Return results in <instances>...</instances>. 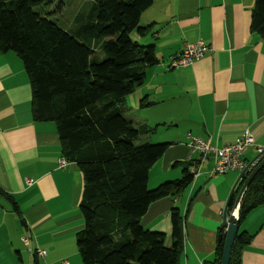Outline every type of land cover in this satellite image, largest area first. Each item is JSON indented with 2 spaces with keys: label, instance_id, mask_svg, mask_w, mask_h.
I'll return each instance as SVG.
<instances>
[{
  "label": "crops",
  "instance_id": "0c3cea01",
  "mask_svg": "<svg viewBox=\"0 0 264 264\" xmlns=\"http://www.w3.org/2000/svg\"><path fill=\"white\" fill-rule=\"evenodd\" d=\"M254 5L255 0H154L141 17L143 26H153L143 41L155 46L161 63L148 70L146 82L128 103L133 107L147 97L150 106L143 109L148 117L142 119L156 125L154 134L161 132L154 143L169 144L150 170L149 188L178 180L185 166L198 164L199 175L189 169L180 195L153 202L141 218L144 228L166 234L170 245L171 214L180 211L184 243L179 264L214 260L220 231H226L228 197L240 175L212 174L213 158L200 161L187 135L221 148L249 132L257 146L246 151L247 163L258 155L256 147H264V39L250 30ZM198 41L210 46L201 60L169 67L170 57ZM61 150L55 123L32 116V91L22 61L14 52H0V264H32V258L34 264H67L64 259L78 253L69 242L84 227V173L73 162L60 167ZM241 230L252 239L238 264H264V206L246 218ZM23 238L46 257L29 253L25 258Z\"/></svg>",
  "mask_w": 264,
  "mask_h": 264
},
{
  "label": "trees",
  "instance_id": "16d2710c",
  "mask_svg": "<svg viewBox=\"0 0 264 264\" xmlns=\"http://www.w3.org/2000/svg\"><path fill=\"white\" fill-rule=\"evenodd\" d=\"M44 1L0 0V52L20 58L31 86L34 120L55 123L62 157L84 173V227L76 234L83 264H179L184 243L180 211L171 214L170 245L166 234L144 228L141 218L153 202L180 195L189 169L198 164L189 163L182 178L150 189V170L169 144L151 143L157 127L125 116L134 110L128 100L144 85L148 70L161 63L154 45L143 46L131 37L151 34L153 26H143L141 17L154 0H91L89 12L77 16L80 25L73 34L45 17ZM250 30L264 39V0H255ZM139 102L140 110L150 106L147 97ZM262 206L264 167L242 198L230 264H238L252 239L241 224ZM13 209L20 215L14 202ZM219 236L208 264L221 262L225 232Z\"/></svg>",
  "mask_w": 264,
  "mask_h": 264
},
{
  "label": "built area",
  "instance_id": "2783aa9c",
  "mask_svg": "<svg viewBox=\"0 0 264 264\" xmlns=\"http://www.w3.org/2000/svg\"><path fill=\"white\" fill-rule=\"evenodd\" d=\"M209 50L210 46L203 41L188 44L181 52L170 57L169 67L179 68L192 65L201 60ZM187 136L191 140V152L198 153L200 155V161L205 160L209 156L213 158V169L211 173L214 175H225L230 171H238L240 173L245 171L248 163L244 159V155L249 148L257 146L255 138L249 132L244 133L233 144L221 148L214 146L209 139L206 140L199 136H192L191 134H188ZM256 148L258 154L261 153L263 158L264 147ZM257 161H255V164ZM67 164L68 161L65 158H60V167H65ZM191 172L194 177H197L199 175L198 167H191ZM28 182L32 183L33 181L29 180ZM24 241L26 240L24 239ZM33 254L41 259H44L47 255L46 252L41 249L33 252Z\"/></svg>",
  "mask_w": 264,
  "mask_h": 264
},
{
  "label": "rangeland",
  "instance_id": "374dc122",
  "mask_svg": "<svg viewBox=\"0 0 264 264\" xmlns=\"http://www.w3.org/2000/svg\"><path fill=\"white\" fill-rule=\"evenodd\" d=\"M90 1L91 0H45L41 4V8L44 11L43 14L46 15L45 17L48 20L55 22L62 29L73 34L76 24L80 25L81 19L80 18L77 19V16L79 14H83L84 11L89 12V10L91 9V5H88V6H86V5L89 4ZM85 6H86V8H84ZM89 6H90V9L88 10ZM36 11H39V10L36 9ZM131 37L135 42H139V44H141L143 46H150V45H147L143 41V38L140 37L136 32H134ZM98 54L104 56L102 51H98ZM133 107H134V110L125 115L127 118L138 121V118L144 119V118H146V116L148 117L147 112L143 109V111L141 113V116H142V118H141V116H140L141 111H139L140 110V102L139 101H134ZM150 124L152 125V127H154V128L156 127V125L153 122H151ZM160 135H161V132H157V134H152L150 136V137H152L151 143H154L153 139L159 138ZM154 144H160V143H154ZM24 239L26 241H24ZM74 240H75V242H69V246H71V248L73 247V250L78 251L77 247H76V238ZM23 242H24L23 243L24 244L23 245V247H24L23 251H25L27 253V254H24L25 258H27L28 255L29 256L31 255L29 253H33L35 251L40 250L39 247H33L32 246L31 239H29V238H23ZM74 247H76V249H74ZM31 258H32V256H31ZM27 260H26V263H27ZM31 260H32L31 263L34 264L33 258ZM64 260H65V262H67V264H83L81 257L79 256V253H77L75 257L65 258Z\"/></svg>",
  "mask_w": 264,
  "mask_h": 264
},
{
  "label": "water",
  "instance_id": "95a60500",
  "mask_svg": "<svg viewBox=\"0 0 264 264\" xmlns=\"http://www.w3.org/2000/svg\"><path fill=\"white\" fill-rule=\"evenodd\" d=\"M262 154L259 153L251 162L248 163V166L245 171L241 172L237 181L235 182L234 186L231 189L230 195L228 197V201L226 204V208L224 211V221H225V246L223 250V256L221 259L220 264H230L231 260V252H232V247L235 241V238L238 234L239 228H240V205L242 198L248 188V186L251 184L252 180L254 177L257 175V173L264 167V157L262 158ZM258 160V161H257ZM255 161L257 163L255 164ZM248 171V172H247ZM249 174L247 177L245 183L243 184L242 188L239 191L238 196L236 197L234 204L233 202V196L234 193L239 186L241 180L243 179L244 176ZM233 204V211L227 218V212ZM220 239V237H219Z\"/></svg>",
  "mask_w": 264,
  "mask_h": 264
}]
</instances>
